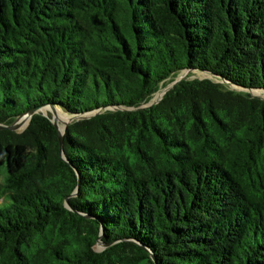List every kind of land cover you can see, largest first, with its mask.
I'll list each match as a JSON object with an SVG mask.
<instances>
[{"label": "trees", "instance_id": "obj_1", "mask_svg": "<svg viewBox=\"0 0 264 264\" xmlns=\"http://www.w3.org/2000/svg\"><path fill=\"white\" fill-rule=\"evenodd\" d=\"M259 93L264 0H0V125L85 117L0 130V264H264Z\"/></svg>", "mask_w": 264, "mask_h": 264}, {"label": "water", "instance_id": "obj_2", "mask_svg": "<svg viewBox=\"0 0 264 264\" xmlns=\"http://www.w3.org/2000/svg\"><path fill=\"white\" fill-rule=\"evenodd\" d=\"M184 78L182 77V78H180V79H178L177 81H175L173 84H171V85H169L168 87H166L163 91H164V96H163V98L166 96V94L169 92V91H171L180 81H182ZM162 98V99H163ZM162 99L161 100H159V101H152L150 104H148V105H146V107H151V106H154V105H157V104H159L161 101H162ZM145 107V108H146ZM50 109V111H51V113L53 114V116H55V114H56V112H57V109H55V108H53V107H50L49 108ZM44 110H43V108H40V109H36V110H33V111H30V112H28V113H26L25 115H23L22 117H20L12 126H3V125H0V130H7V129H9V130H11V131H14V132H18V130H19V128L21 127V125H20V121L22 120V119H25V118H28L29 119V124H30V121H31V119H32V117L35 115V114H37V113H39V112H43ZM82 119H85V117L84 116H74V117H72V119H71V121L70 122H68V123H66L65 124V126H64V128L62 129L61 128V126L55 121V120H52L53 121V123H54V125L56 126V128H57V130L59 131V133H60V141H61V144H62V146H63V141H64V135H65V132H66V129H67V127H68V125L70 124V123H72V122H74V121H78V120H82ZM64 159L67 161V158L64 156Z\"/></svg>", "mask_w": 264, "mask_h": 264}, {"label": "bare ground", "instance_id": "obj_3", "mask_svg": "<svg viewBox=\"0 0 264 264\" xmlns=\"http://www.w3.org/2000/svg\"><path fill=\"white\" fill-rule=\"evenodd\" d=\"M163 96H164V91H163ZM163 96L161 97V99L163 98ZM155 101H158L157 98H156ZM44 112L49 113L50 110L49 109H44ZM55 116H56V120L58 121L59 125H60V122L61 121H63L66 124V123L70 122L71 119H72V117L67 116L66 114H64L59 109L57 110ZM25 119H22V120H24V122L22 123V126L23 127H27L28 126V123H29V119L28 118H25ZM20 123H21V121H20ZM65 124L64 125H60L62 129L64 128Z\"/></svg>", "mask_w": 264, "mask_h": 264}, {"label": "rangeland", "instance_id": "obj_4", "mask_svg": "<svg viewBox=\"0 0 264 264\" xmlns=\"http://www.w3.org/2000/svg\"><path fill=\"white\" fill-rule=\"evenodd\" d=\"M197 78H207L208 76L207 75H203V74H197L196 75ZM161 95V96H160ZM258 96H261V97H264V93H259L257 94ZM163 96V90L161 91V93L157 96V100L159 101L161 99V97ZM155 99V98H154ZM46 113V112H45ZM48 114V113H47ZM65 114V113H64ZM68 116V115H67ZM91 116H94L93 115H88V117H91ZM70 117V116H69ZM26 120V119H25ZM53 120H55L57 123L58 121L56 120V116H53ZM24 122V120H21V127L19 128L18 132H24L26 130V128L29 126V123H28V126L27 127H23L22 126V123ZM59 124V123H58ZM65 123L63 121L60 122V125H64ZM98 250H102L100 247H98Z\"/></svg>", "mask_w": 264, "mask_h": 264}]
</instances>
